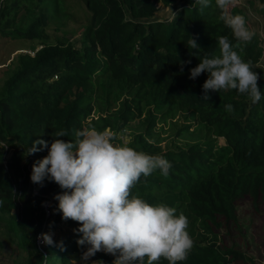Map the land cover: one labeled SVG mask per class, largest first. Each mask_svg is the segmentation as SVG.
Here are the masks:
<instances>
[{
	"label": "trees",
	"instance_id": "obj_1",
	"mask_svg": "<svg viewBox=\"0 0 264 264\" xmlns=\"http://www.w3.org/2000/svg\"><path fill=\"white\" fill-rule=\"evenodd\" d=\"M84 1L91 17L79 49L67 39L45 42V0L1 2L0 36L38 39L43 45L34 55H18L14 71L0 86V219L27 246L25 228L32 226L34 236L44 223L35 213L37 205L45 196L56 202L54 196L63 191L46 178L42 186L36 184L40 197L22 200L23 221L1 215L10 213L14 192H22L33 164L48 154L47 148L29 154V148L38 139L50 146L58 131L66 133L62 139L74 142L93 107L107 112L113 101L120 99L118 109L99 119L96 129L108 125L119 131L145 115L147 128L168 123L180 139L166 150L147 145L141 134L127 144L148 154H160L172 164L167 178L159 170L142 176L132 193L151 204L174 207L177 214L187 217L193 247L177 264L250 260L238 252L235 242L227 245L221 241L219 230L227 223L238 225L239 199L248 195L253 201L264 202V69L257 64L261 57L258 37L254 35L251 43L235 47L231 29L218 20L215 0H209L203 10L196 0H181L183 4L168 22L151 17L159 5L176 0ZM230 11L247 18L238 2ZM190 36L196 39L198 49L188 46ZM220 36L228 37L234 50L258 72L259 102L253 103L237 90H209L210 98L205 100L202 86L207 73L189 78V69L205 55H219ZM187 61L190 63L182 67L181 62ZM227 104L234 112L225 111ZM179 112L186 113L185 120L190 123L177 126L178 121L173 120ZM212 136L222 137L224 144H215ZM81 235L62 240V246L60 241L49 245L48 255L54 260L48 264H56L58 250L81 249L83 246L77 244ZM100 256L105 262L111 258ZM155 264L169 262L161 258Z\"/></svg>",
	"mask_w": 264,
	"mask_h": 264
},
{
	"label": "clouds",
	"instance_id": "obj_2",
	"mask_svg": "<svg viewBox=\"0 0 264 264\" xmlns=\"http://www.w3.org/2000/svg\"><path fill=\"white\" fill-rule=\"evenodd\" d=\"M237 2L215 0L220 11L218 20L231 29L237 41L235 47L251 43L255 35L243 15L231 13L230 8ZM196 3L201 10L209 6V0H196ZM187 43L191 49L199 48L192 36ZM218 44L219 55L211 58L205 55L196 67L189 69V78L193 80L207 73L202 86L203 99L210 98L209 90H237L253 103L259 102L262 99L258 87L260 77L252 70V62L241 58L228 37L220 36ZM184 63L190 61L181 62L182 67ZM234 110L231 104L225 105V111ZM65 135L63 131L56 132L50 146L43 139L33 142L29 154L44 148L48 154L33 164L30 179L42 186L47 178L63 190L54 199L58 201L62 219L79 224L73 230L82 234L77 244L88 246L81 259L87 261L103 251L115 257L113 264H145V261L155 264L161 258L177 264L185 260L193 247L187 217L177 214L174 207L151 204L132 193L142 176L159 170L167 178L172 164L160 154H148L115 143L116 134L110 129L78 130L74 142L61 138ZM40 238L47 245L54 244L50 233H42Z\"/></svg>",
	"mask_w": 264,
	"mask_h": 264
},
{
	"label": "rangeland",
	"instance_id": "obj_3",
	"mask_svg": "<svg viewBox=\"0 0 264 264\" xmlns=\"http://www.w3.org/2000/svg\"><path fill=\"white\" fill-rule=\"evenodd\" d=\"M2 0H0L1 5ZM47 5V20L45 25L44 38L46 43L56 42L58 40H66L70 42L75 48L81 47L83 32L90 21V11L87 9L84 0H45ZM183 2L176 0L168 5H159L157 11L151 17L152 20H159L168 22L173 19L176 9L178 10ZM238 7L247 16L246 24L258 37L261 49V57L257 62L258 65L264 69V2L259 0H238ZM38 39L27 38H5L0 36V86L4 80L11 76L17 61V56L20 54L28 53L33 55L34 49L42 47ZM112 100V99H110ZM114 102L108 107L107 112L99 110V106L93 107L91 115L84 121L83 129L97 128L95 125L99 119L106 117L111 111L118 109L119 102ZM148 110L149 106H145ZM186 113L179 112L174 117V122L177 120V126L185 125ZM172 122V121H171ZM170 122V123H171ZM148 120L145 115H142L130 121L125 129L113 130L110 126L106 125L103 129H110L116 134L117 144L127 145L134 141L138 134H141L146 140L147 145H151L161 150H166L171 143H180V139L176 136V128L172 129L171 124L154 125L152 128H147ZM82 129V130H83ZM98 130V129H97ZM212 142L217 145H223L225 140L222 137L212 136ZM10 151L7 152V157ZM28 176L27 184L24 185L22 192H14L15 201L14 207L8 215L1 214L7 219L16 221H23L21 218L22 200H32L39 196L37 186L33 183ZM40 197V196H39ZM47 199L50 200L48 207ZM52 197H43L37 205L36 215L42 217L44 223L41 228L32 235V226L25 228L24 234L27 237V246L23 245L15 237L13 229L9 228L6 223L0 219V264H46L51 263L54 259L48 254L49 245L43 244L39 246L44 248L45 254L42 255L40 250L35 248L36 242L34 239L37 235L42 233L52 234L54 243L67 239H72L73 235L77 234L74 229L79 227V224L72 220H63L62 213L58 210V201L52 202ZM55 205V206H54ZM238 210V225L234 223H227L224 228H220L219 237L225 244L235 242L238 247V252L244 256L250 257V260L236 259L234 264H264V202L257 200L253 201L250 196H245L237 201ZM48 210V211H46ZM46 215V216H45ZM37 245V244H36ZM38 247V248H39ZM87 245L79 250L67 249L56 251V264H95L96 261L102 264H113L115 257L103 251L97 252L94 256L90 257L87 261L81 259V255L87 250ZM100 254H107L111 258L105 262L104 257ZM47 257H46V256ZM63 260L61 262V259ZM46 258V259H45ZM146 264V262H145Z\"/></svg>",
	"mask_w": 264,
	"mask_h": 264
},
{
	"label": "built area",
	"instance_id": "obj_4",
	"mask_svg": "<svg viewBox=\"0 0 264 264\" xmlns=\"http://www.w3.org/2000/svg\"><path fill=\"white\" fill-rule=\"evenodd\" d=\"M47 202H48V207H49L50 206V200H47ZM46 211H48V210H46ZM40 237H41V235H37L36 240H35V242H36V244H37L38 247L43 244V240Z\"/></svg>",
	"mask_w": 264,
	"mask_h": 264
}]
</instances>
